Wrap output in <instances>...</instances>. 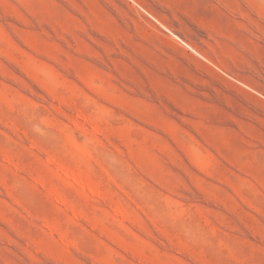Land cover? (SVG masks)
I'll use <instances>...</instances> for the list:
<instances>
[{"label":"rangeland","instance_id":"rangeland-1","mask_svg":"<svg viewBox=\"0 0 264 264\" xmlns=\"http://www.w3.org/2000/svg\"><path fill=\"white\" fill-rule=\"evenodd\" d=\"M0 264H264V0H0Z\"/></svg>","mask_w":264,"mask_h":264},{"label":"bare ground","instance_id":"bare-ground-1","mask_svg":"<svg viewBox=\"0 0 264 264\" xmlns=\"http://www.w3.org/2000/svg\"><path fill=\"white\" fill-rule=\"evenodd\" d=\"M66 173H67L68 175H70V176L75 177L79 183H81V184H85V181L83 180V178H82L81 176H77V175L73 174V173L70 172V171H67Z\"/></svg>","mask_w":264,"mask_h":264}]
</instances>
